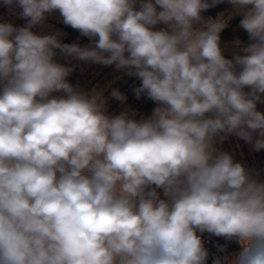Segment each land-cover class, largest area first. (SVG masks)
I'll use <instances>...</instances> for the list:
<instances>
[{"label": "clouds", "instance_id": "1", "mask_svg": "<svg viewBox=\"0 0 264 264\" xmlns=\"http://www.w3.org/2000/svg\"><path fill=\"white\" fill-rule=\"evenodd\" d=\"M225 2L227 19L203 15ZM0 7L26 21H0V264H264V178L221 147L264 151V0ZM57 13L90 43L46 32ZM236 15L249 42L226 58ZM83 64L139 80L151 114L110 113L109 85L69 80Z\"/></svg>", "mask_w": 264, "mask_h": 264}, {"label": "crops", "instance_id": "2", "mask_svg": "<svg viewBox=\"0 0 264 264\" xmlns=\"http://www.w3.org/2000/svg\"><path fill=\"white\" fill-rule=\"evenodd\" d=\"M232 12V6L227 2L221 3L215 8H211L203 13L205 17H211L215 19L218 14L223 13L225 19ZM241 17L239 15L234 16L228 22V26L221 32V47L224 50L226 58H232V53L235 50L233 47V42L235 39L239 38L244 43H248L247 33L239 27V21ZM0 21L12 22L16 25L22 26L26 21L16 18V16L11 15L7 9L0 7ZM46 23L51 27L45 29L46 32H61L64 35L61 37L64 43H79L81 45H87L90 43L87 37L81 36L79 31L72 29L62 23V18L57 14H52L47 17ZM159 27V26H158ZM63 62V61H62ZM75 63V62H73ZM120 76V79H116ZM124 75L115 71L113 66L103 67L91 64L78 65L73 74L69 77V80L73 84H79L85 89H91L94 86H105L109 85L107 91H105V96L108 99V111L112 114H117L124 109L134 110L137 113L136 118L139 119L143 116H148L151 114L152 109L156 106L155 103L147 99L146 104L142 109H135L130 105L128 101L121 104L120 102L110 98V92L112 88H117L118 82L122 79ZM248 89H245L247 91ZM257 108L259 111L264 112V103H258ZM221 147L224 150L230 151L234 154V157L238 161L244 162L248 167L256 169L260 172L261 177H263L264 172V151L253 152L250 146L247 145L242 140H238L235 137H231L229 140L225 141ZM238 250V245L233 243L228 249L229 252H234ZM209 264H211V257L209 258Z\"/></svg>", "mask_w": 264, "mask_h": 264}, {"label": "built area", "instance_id": "3", "mask_svg": "<svg viewBox=\"0 0 264 264\" xmlns=\"http://www.w3.org/2000/svg\"><path fill=\"white\" fill-rule=\"evenodd\" d=\"M139 84H140L139 80H137L134 77H128L126 75H124L122 77V79L117 84V88L127 96V100L126 101H128L132 107H134L135 109H138V110L142 109V107L147 102V98L146 97L142 96L140 99H137L136 96L134 95V93L132 92V87L133 86H139ZM263 177H264V172H263ZM205 239H209L207 237V234H205ZM211 239H212V242L206 244V247L209 248L211 253L215 254L216 253V249H215V247L213 245L217 241H216L215 238H211ZM218 242L219 243H223L224 241L223 240H219ZM232 244L230 245V247L232 246Z\"/></svg>", "mask_w": 264, "mask_h": 264}]
</instances>
